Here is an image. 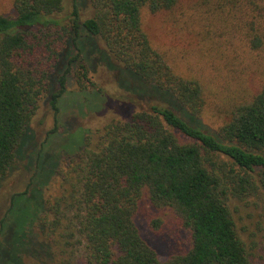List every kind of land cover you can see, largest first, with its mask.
Segmentation results:
<instances>
[{"label":"trees","instance_id":"trees-1","mask_svg":"<svg viewBox=\"0 0 264 264\" xmlns=\"http://www.w3.org/2000/svg\"><path fill=\"white\" fill-rule=\"evenodd\" d=\"M179 1L71 0L65 13L66 0H14L13 13H0V182L33 139L42 99L56 116L71 85L82 94L103 91L92 76L96 64L117 72L128 93L122 105L131 108L109 121L97 142L77 130L83 149L63 171L58 156L43 158L56 130L42 147H27L31 180L11 196L0 242L17 201L26 198L31 209L15 229L23 239L12 245L28 250L5 264H73L81 247L78 264H253L229 202L264 197V83L236 100L214 133L196 124L204 84L171 66L143 22L145 9L171 10ZM200 2L250 49L264 51V0ZM57 175L62 191L48 198ZM144 195L174 211L190 234L187 250L162 260L141 235L135 216Z\"/></svg>","mask_w":264,"mask_h":264},{"label":"rangeland","instance_id":"rangeland-1","mask_svg":"<svg viewBox=\"0 0 264 264\" xmlns=\"http://www.w3.org/2000/svg\"><path fill=\"white\" fill-rule=\"evenodd\" d=\"M70 9L71 0H66L65 13ZM13 12L14 0H0V13ZM90 14V11H86L85 17ZM212 17V12L200 0H180L173 9L157 13L147 9L143 11L146 31L153 44L166 54L171 66L178 73L197 77L204 84L206 103L200 118L195 122L214 133L225 121L236 100L258 93L262 88L264 51L250 49L239 36L231 33L229 27L222 25L218 16L215 15L214 20ZM92 76L103 91L97 94L96 88H89L87 94H82L71 85V89L61 99L60 112L56 116L48 100H41L31 125L33 139L24 145V156L19 157L10 174L0 182V221L10 207L11 196L26 191L29 186L32 170H27V147H42L47 142L49 132L56 130L57 134H53L46 143L47 156L43 154V158L49 157L46 160L48 162L52 159L51 155L58 156L60 170L63 171L67 160L72 158L71 154L77 156L83 149L77 130L83 131L84 139L89 135L97 142L109 121L127 116L131 111L130 107L122 105L129 101L126 100L128 93L117 84V72L110 71L103 64H96ZM124 80L127 85L137 84L134 79ZM139 87L151 92L153 90L142 83ZM68 144L72 146L69 149L66 148ZM62 178L57 175L51 181L45 190L48 198L53 199L61 193ZM27 204L26 198H20L16 209L12 211L13 216L8 219L0 242V264H5L4 260L8 261L18 250H28V244L17 248L12 245L19 238L23 239V236L17 237L24 232L17 233L15 229L31 209L27 208ZM229 205L239 233L251 253L252 263L264 264V197L243 200L233 198ZM155 219L160 221L158 229L151 223ZM135 220L141 235L156 249L162 260L172 253L184 252L190 246V234L174 211L154 206L146 195L141 199ZM83 251L81 247L73 264H78Z\"/></svg>","mask_w":264,"mask_h":264}]
</instances>
